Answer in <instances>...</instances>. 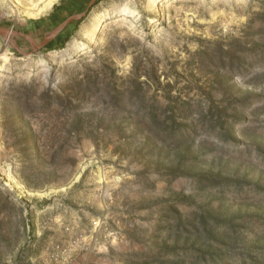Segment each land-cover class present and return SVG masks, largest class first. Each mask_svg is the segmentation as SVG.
I'll list each match as a JSON object with an SVG mask.
<instances>
[{"label":"rangeland","instance_id":"rangeland-1","mask_svg":"<svg viewBox=\"0 0 264 264\" xmlns=\"http://www.w3.org/2000/svg\"><path fill=\"white\" fill-rule=\"evenodd\" d=\"M46 1L0 0V27L41 44L91 0ZM67 28L0 35V264H264V0Z\"/></svg>","mask_w":264,"mask_h":264},{"label":"water","instance_id":"water-1","mask_svg":"<svg viewBox=\"0 0 264 264\" xmlns=\"http://www.w3.org/2000/svg\"><path fill=\"white\" fill-rule=\"evenodd\" d=\"M98 0H91L89 2L88 8L84 13L77 14L74 16L69 17L67 20H65L63 23H61L53 32H51L46 39L41 43L37 44L36 41L31 38L30 36L20 33V32H14L12 30H8L5 28L0 27V35L5 37L7 40H11L12 37L15 36H21L24 39H26L32 46H33V51L37 52L44 48L46 45H48L53 39H55L65 28H67L70 24L73 22L81 21L87 13L90 11L91 8H93ZM13 46L15 47L16 45L12 42Z\"/></svg>","mask_w":264,"mask_h":264},{"label":"trees","instance_id":"trees-1","mask_svg":"<svg viewBox=\"0 0 264 264\" xmlns=\"http://www.w3.org/2000/svg\"><path fill=\"white\" fill-rule=\"evenodd\" d=\"M100 2V0H98L97 1V3L96 4H98ZM81 23V21H77V22H73L68 28H67V30H75V29H77V27L79 26V24ZM63 35V34H62ZM59 36L58 38H57V40L56 41H54V42H52V43H50V44H48L47 46H46V50L47 51H53V50H62V49H64L65 48V45H66V43L69 41V39H70V36ZM63 92V91H62ZM55 95V97H53V98H56V99H54V100H59V99H62V95H60V94H54ZM64 100V102H63V104L65 103V105H63V110H71V100H70V98L68 97V99H63Z\"/></svg>","mask_w":264,"mask_h":264},{"label":"bare ground","instance_id":"bare-ground-1","mask_svg":"<svg viewBox=\"0 0 264 264\" xmlns=\"http://www.w3.org/2000/svg\"><path fill=\"white\" fill-rule=\"evenodd\" d=\"M45 1H46V0H45ZM54 1H55V0H47L46 3H45V5H44L43 7H41V9H39V10L37 11V14H36V15H39V14H41L42 12H44L46 9H48V7L50 6V4H52ZM36 15L34 14V16H36Z\"/></svg>","mask_w":264,"mask_h":264},{"label":"flooded vegetation","instance_id":"flooded-vegetation-1","mask_svg":"<svg viewBox=\"0 0 264 264\" xmlns=\"http://www.w3.org/2000/svg\"><path fill=\"white\" fill-rule=\"evenodd\" d=\"M71 25V24H70ZM50 44V43H49ZM47 46V45H46ZM46 46L44 47V48H46ZM44 48H42V49H44Z\"/></svg>","mask_w":264,"mask_h":264}]
</instances>
